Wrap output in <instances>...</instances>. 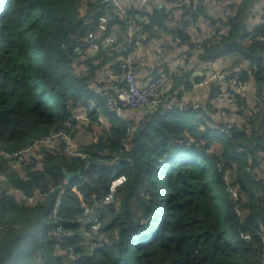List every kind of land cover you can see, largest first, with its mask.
Wrapping results in <instances>:
<instances>
[{
	"label": "trees",
	"instance_id": "trees-1",
	"mask_svg": "<svg viewBox=\"0 0 264 264\" xmlns=\"http://www.w3.org/2000/svg\"><path fill=\"white\" fill-rule=\"evenodd\" d=\"M189 1L162 0L138 26L145 42L164 35L188 52L170 91L181 89L180 97L204 80L193 76L194 67L179 77L185 66L199 63L207 72L217 62L238 69L239 82L253 80L264 89V41L254 42L264 39V8L261 22H252L263 0ZM106 11L102 0H0V189L6 183L26 197L6 200L0 193V264H264V96L257 109L248 108L242 94L236 98V123H214L201 107L180 112L173 105L129 126L90 86L111 63L121 77L117 62L125 55L116 50L124 38L93 56L84 53ZM135 13L130 8L129 15ZM110 17L124 28L123 20ZM202 20L214 30L204 37ZM111 25L102 39L112 34ZM80 67L87 72L77 73ZM212 84L220 94V85ZM88 104L91 121L102 115L108 126L89 124L90 141L79 144L74 140L82 126L73 110ZM61 131L86 159L66 155L65 143L53 142L14 165V155ZM63 170L82 177L66 185ZM118 177L124 182L114 202L102 206ZM95 219L100 226L91 231Z\"/></svg>",
	"mask_w": 264,
	"mask_h": 264
},
{
	"label": "built area",
	"instance_id": "built-area-1",
	"mask_svg": "<svg viewBox=\"0 0 264 264\" xmlns=\"http://www.w3.org/2000/svg\"><path fill=\"white\" fill-rule=\"evenodd\" d=\"M150 2L151 0H138L137 6L132 7L136 10V13L130 16L129 12L131 7L122 3L121 0H102L103 6L106 9L110 10L112 16L123 20L125 23L124 31L126 34V42L125 44L118 47L116 50L117 54H119L120 56L125 55V58L120 57L119 61L117 62L121 78L123 77V79H121L123 87L121 89L113 88L109 90L105 95V106L107 110L113 113L118 119L123 121H126V116L121 115L120 113H128L139 108H145L150 110L159 109L161 113H164L166 112L167 108H170L174 105L176 106L178 111L183 112L186 111L188 105L184 101L183 92L181 93L180 97H178V91H170L172 86V79L175 76V72L182 66L184 61L188 58V52L183 46H178L174 43H171L168 38V45H170L171 47L176 46L177 48L176 56L173 58L171 64L170 73L166 74L164 72H158L143 87H140L136 82L133 62L134 52L130 53L129 51L131 47L135 44L138 47L141 46L140 42L144 39V36H142V33L139 32L138 26L145 21V15L150 12ZM195 2L196 1L194 0V3ZM189 3V0H184L182 5ZM200 4H203V2H200L199 5ZM229 14L230 12L228 11L222 12V16L224 17H227ZM107 23V18L101 16L99 18L95 31H92L88 34L86 38L88 48L84 51L86 55L93 56L90 55V52L94 50V53L96 54L102 45L107 44V46H114L116 44L117 37L113 33L108 37L102 39V36L105 34L107 29ZM202 25L204 28L207 29L208 33H212L214 31H211V25L208 20H202ZM190 31L198 37V33L194 27L191 28ZM221 33L222 31L218 34ZM156 37V40L161 41V36ZM263 41L264 39L262 37H257L254 39V42ZM177 61H182V63H177ZM165 77H167V79H165ZM241 77L242 76L239 70L223 73L213 71L209 73L207 78H205L201 82V85H206L208 83H217L218 85H220V91L225 94L227 99L234 106L233 101L236 98L240 97L242 93L239 82V79ZM205 81H207V83H205ZM189 108H191V110L193 111H196L197 109H200V106L197 104H192ZM233 110L237 112L238 109L237 107H233ZM93 111V105L91 104L73 110V120L78 123H85L87 125L92 124L95 126H103L107 129V122L101 115H99L94 122L91 121L88 115L91 114V112ZM212 111H215L218 117L222 116L223 114L225 115V111L221 110V108H213ZM203 116H205L206 118L208 116L210 117V113L206 110H203ZM127 123H129V126H131L132 124L131 122ZM230 129L231 127L226 125L223 130L229 131ZM92 136L96 137L94 133L92 134ZM53 142L65 143L64 153H66V155L81 157L83 159L87 158V155L77 153L76 146L71 137V134L66 131H61L51 136L46 141L36 142L30 149L24 151L23 153L14 155L13 158L17 159L14 165L18 166L21 163H24L26 157L28 158L32 156L38 150L39 146L52 145ZM86 168L87 164L85 165L84 169ZM81 177L82 175H80L77 179H81ZM123 181V177H118L109 184L108 192L102 200V206H107L111 204L116 189L120 187V185H122ZM72 189H74V187ZM229 193H231L232 197L235 198V193L233 191L229 190ZM32 201V198L28 199V202ZM58 204L59 199L57 200L56 206ZM85 213H88V211L85 210ZM53 218L58 220L56 210L53 211ZM89 222L91 225H94L96 223V219ZM92 230L95 231L91 226V231ZM57 235H60L59 239L62 237V231L60 228L57 229Z\"/></svg>",
	"mask_w": 264,
	"mask_h": 264
},
{
	"label": "crops",
	"instance_id": "crops-1",
	"mask_svg": "<svg viewBox=\"0 0 264 264\" xmlns=\"http://www.w3.org/2000/svg\"><path fill=\"white\" fill-rule=\"evenodd\" d=\"M122 3L128 5L129 7H135L138 4V0H121ZM162 4V0H151L150 2V9L155 8L158 5ZM256 11L254 13V19L252 22H255V24H258L261 22V12L264 8V0L256 7ZM210 10L214 12V15L218 13L220 14V10L215 7H210ZM110 15L112 16L110 11H106L103 16H105L108 20L109 25L112 24L109 27V31L113 33L117 39L124 38V42L126 41V34L124 31V28L121 27L119 22H115ZM178 15V14H176ZM255 20V21H254ZM202 28H204L202 26ZM201 36L204 37V35H208V31L206 28L202 31ZM203 37H200L201 40H204ZM161 41H158L156 39H152L149 42H145L146 39L144 38L143 44L141 43L140 47H137L135 49V52L133 54V62H134V70H135V78L136 82L140 87H143L145 84H147L152 77L161 70V67H165L169 70H171V64L173 61V58L176 56L177 48L176 46L171 47L169 44V41L167 40V36L161 35ZM142 40V41H143ZM123 42V43H124ZM115 64V63H113ZM108 64L107 67L104 69V71L99 72L96 76V79L93 81L92 84H95V87H91L93 91L101 96H105L106 93L113 89L118 88L117 86H114V84H118L119 81L122 82L121 77L116 74L114 71V67L116 65ZM193 76H204L207 78L209 73L216 71L219 73L224 72H232V71H238V69H232L230 67L229 62H217L212 65V67L209 68V71L205 72L204 68L199 65V63L194 64L193 66ZM83 67H80L79 69H76V72L83 73V71H80ZM195 70V71H194ZM205 72V73H203ZM110 73V75H108ZM143 74V75H141ZM114 78V79H113ZM204 78V79H205ZM213 87H216L212 83H208L206 85H203L201 88H196L194 92L188 90V91H182L183 98L186 104L192 105L197 104L201 107L202 110H208L207 107L211 106L213 108H221V110L225 111V115L218 117V115L210 114V117L212 118V121L214 123H218L221 121V123H236L240 122V119L237 115H235V111L233 110V105L231 102L227 99L225 94L220 91V94L217 95L215 91L213 92ZM177 91H181V89H178ZM248 104V103H247ZM232 110V111H230ZM151 112L150 109L145 108H139L134 111L128 112L129 115L126 116V121L131 123H139L143 119H145L148 115V113ZM229 113V114H228ZM227 116V118H225ZM102 116V115H101ZM104 117V116H102ZM81 125V129H77L75 140L76 143L79 144H86L90 141V134L88 132V125L85 123H79ZM92 132V129H91Z\"/></svg>",
	"mask_w": 264,
	"mask_h": 264
},
{
	"label": "rangeland",
	"instance_id": "rangeland-1",
	"mask_svg": "<svg viewBox=\"0 0 264 264\" xmlns=\"http://www.w3.org/2000/svg\"><path fill=\"white\" fill-rule=\"evenodd\" d=\"M240 88H241L242 96L245 98V101L248 103V108H254V109L256 108L257 109V107H256L257 103L262 105V103H263V99H262L263 97L262 96H264V89L258 87L254 83L253 80H250L249 82H247V81L240 82ZM253 171H254V169H253ZM259 172L264 173V161H260ZM158 194L159 195H158L157 200L159 201V207H160V204L163 201V199H162L163 195L160 192ZM114 200H115V197H113L111 204L114 202ZM111 204H109V205H111ZM160 209L161 208H159V210ZM85 210L88 211L87 207H85ZM99 226H100V222L98 221V219H96V223L94 225H92V228L96 231V229H98Z\"/></svg>",
	"mask_w": 264,
	"mask_h": 264
},
{
	"label": "clouds",
	"instance_id": "clouds-1",
	"mask_svg": "<svg viewBox=\"0 0 264 264\" xmlns=\"http://www.w3.org/2000/svg\"><path fill=\"white\" fill-rule=\"evenodd\" d=\"M105 46L107 47V44H105ZM94 54H95L94 50L92 52H90V55H94ZM95 63L98 64L99 60H97ZM177 63H182V61H177ZM193 66H194L193 64H189V65L185 66L184 70L182 72H178L177 75L182 78L183 76H185L188 73L189 69L191 67H193ZM106 67L107 66L105 65V68ZM68 70H71V69L69 68ZM80 71L87 72V69L86 68H82V69H80ZM108 75H110V73ZM141 75H143V74H141ZM129 78H131V77H129ZM121 79H123V77ZM165 79H167V77H165ZM205 83H207V81H205ZM90 86L94 88L95 84H91L90 83ZM201 87H203V85L196 84L190 89V91L194 92L196 90V88H201ZM165 90H167V89H165ZM120 114L121 115H125V116L129 115L128 113H120ZM201 131H203V129H201ZM184 135L187 137L186 133ZM187 138L189 140L192 139L191 137H187ZM0 193H2L3 197H5L6 200H8V199H16V200H24V199H26L23 191H20L19 193H17V190L15 188H13L11 191H9L8 185L6 183H5L4 187H3V189H0ZM262 230H264V227H262Z\"/></svg>",
	"mask_w": 264,
	"mask_h": 264
},
{
	"label": "water",
	"instance_id": "water-1",
	"mask_svg": "<svg viewBox=\"0 0 264 264\" xmlns=\"http://www.w3.org/2000/svg\"><path fill=\"white\" fill-rule=\"evenodd\" d=\"M9 161H13V158H9ZM62 174L64 175L65 182L69 183L74 179H77L81 175V171H77L75 173H68L65 170H63Z\"/></svg>",
	"mask_w": 264,
	"mask_h": 264
}]
</instances>
